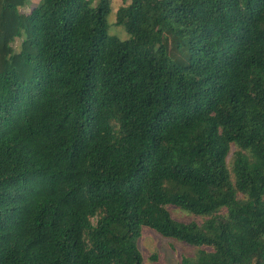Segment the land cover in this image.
<instances>
[{"label": "trees", "instance_id": "obj_1", "mask_svg": "<svg viewBox=\"0 0 264 264\" xmlns=\"http://www.w3.org/2000/svg\"><path fill=\"white\" fill-rule=\"evenodd\" d=\"M123 3L0 0V264H264V0Z\"/></svg>", "mask_w": 264, "mask_h": 264}, {"label": "rangeland", "instance_id": "obj_2", "mask_svg": "<svg viewBox=\"0 0 264 264\" xmlns=\"http://www.w3.org/2000/svg\"><path fill=\"white\" fill-rule=\"evenodd\" d=\"M39 0H32V4L25 8V11H30L33 6L38 3ZM114 13L111 16V22L114 25L115 22V12L118 7L123 5V0H112ZM113 33H118L119 35H123L122 31L118 28L112 29ZM20 40L16 42V46H19ZM172 215L177 219L182 221H192L197 220L200 221L199 217H195L193 214L180 210L175 206L169 207ZM97 217H93V222L95 223ZM139 247L144 255L145 264H177V262L181 259L182 255H190L193 254L197 247L193 245L186 244L182 241H177L172 238L164 237L160 235L158 232L153 230L150 227L144 226L142 228L141 236L138 240ZM157 254L158 259H153V255Z\"/></svg>", "mask_w": 264, "mask_h": 264}]
</instances>
